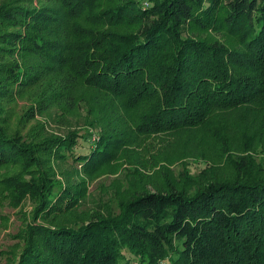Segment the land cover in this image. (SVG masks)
Returning <instances> with one entry per match:
<instances>
[{"label":"trees","instance_id":"1","mask_svg":"<svg viewBox=\"0 0 264 264\" xmlns=\"http://www.w3.org/2000/svg\"><path fill=\"white\" fill-rule=\"evenodd\" d=\"M37 84L31 115L54 108L66 134L8 130L6 105ZM247 105L264 110V0H0V168L35 203L13 264H264V167L247 156L193 190L167 178L117 214L38 222L78 201L49 159L89 171L141 132Z\"/></svg>","mask_w":264,"mask_h":264},{"label":"rangeland","instance_id":"2","mask_svg":"<svg viewBox=\"0 0 264 264\" xmlns=\"http://www.w3.org/2000/svg\"><path fill=\"white\" fill-rule=\"evenodd\" d=\"M43 88L39 84L31 86L6 105L4 114L10 132L43 136L67 133L70 124L57 120L54 108L31 115L39 107L36 102ZM88 144L78 150L87 149ZM232 155L250 157L256 168L264 167V110L252 105L218 110L193 127L141 132L121 148L116 158L89 171L71 157L49 159L43 168L50 169L55 179L77 194L78 201L71 211H56L52 219L38 222L78 225L97 213L117 214L129 195L161 189L167 178L193 190L204 180L232 174L236 166ZM15 170L12 164L0 168V264L14 263L23 247L22 233L33 221L35 210V203L28 197L17 204L7 185L5 178ZM131 262L137 264L136 258L131 257Z\"/></svg>","mask_w":264,"mask_h":264}]
</instances>
